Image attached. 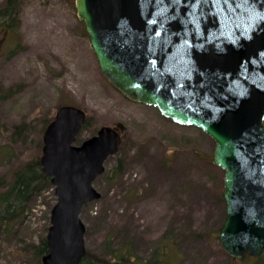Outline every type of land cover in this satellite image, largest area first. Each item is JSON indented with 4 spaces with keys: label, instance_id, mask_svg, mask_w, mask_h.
<instances>
[{
    "label": "water",
    "instance_id": "obj_1",
    "mask_svg": "<svg viewBox=\"0 0 264 264\" xmlns=\"http://www.w3.org/2000/svg\"><path fill=\"white\" fill-rule=\"evenodd\" d=\"M102 77L134 103L201 129L223 170L219 242L234 259L264 250V0H74ZM83 109L60 106L42 135L40 165L55 203L41 264H79L85 204L121 143L103 125L75 144Z\"/></svg>",
    "mask_w": 264,
    "mask_h": 264
},
{
    "label": "rangeland",
    "instance_id": "obj_2",
    "mask_svg": "<svg viewBox=\"0 0 264 264\" xmlns=\"http://www.w3.org/2000/svg\"><path fill=\"white\" fill-rule=\"evenodd\" d=\"M19 18L11 42L20 47L9 51L10 44L0 40V174L38 153L42 127L60 106H77L90 118L77 137L103 125L121 135L117 153L93 182L100 198L80 213L86 252L108 258L110 239V247L129 243L136 255L147 258L162 239L173 237L169 254L178 264H252L251 256L230 258L216 238L225 201L220 199L223 170L211 161L213 140L114 89L100 73L74 3L22 0ZM20 123L27 128L11 142L12 128ZM118 161L121 169L109 180ZM54 203L53 188L33 200L21 235L0 242V264H36L29 254L14 252L22 246L17 239L36 241L49 225Z\"/></svg>",
    "mask_w": 264,
    "mask_h": 264
},
{
    "label": "trees",
    "instance_id": "obj_3",
    "mask_svg": "<svg viewBox=\"0 0 264 264\" xmlns=\"http://www.w3.org/2000/svg\"><path fill=\"white\" fill-rule=\"evenodd\" d=\"M21 2L22 0H2L0 2V40L3 39L10 44L9 51H15L20 47L16 43L12 44L11 38L17 35L20 27L19 12ZM69 2L73 4L74 0H69ZM89 122L90 118L86 116L81 129H86ZM45 127L46 125L44 124L42 129L44 130ZM26 128L27 126L24 123L14 125L10 134L11 142L19 140ZM96 130V128L93 129L85 138L78 136L75 143L80 144L84 139L93 135ZM37 146V154L29 159L17 160L5 173L0 174V242L8 241L11 238L16 239L17 236L21 235L23 222L30 213L33 200L43 192L53 188L50 178L43 173L40 165L41 139L37 140ZM212 166L218 168L215 165ZM120 169L121 164L118 161L114 168L108 172L107 178L109 180L114 179ZM219 170L222 171L220 168ZM221 183L223 184V180ZM222 191L223 188L220 191V199H222ZM47 228H44L43 234L36 241L25 242L18 238L17 240L20 243H18V246L21 243L22 246L17 249V252L16 250L14 252L21 255L29 254L36 264H41L42 256L48 252L46 244ZM218 233L219 230L216 231L217 239H219ZM172 238L162 239L158 248L147 258L136 255L129 243L118 248L110 247V239H107V248L109 247L110 253L108 258L86 252L79 264H178V260L172 258L169 254L174 245ZM252 264H264V250L260 255L253 257Z\"/></svg>",
    "mask_w": 264,
    "mask_h": 264
}]
</instances>
